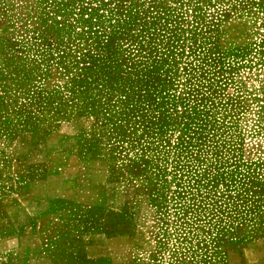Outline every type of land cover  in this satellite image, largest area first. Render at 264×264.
<instances>
[{
	"label": "rangeland",
	"instance_id": "374dc122",
	"mask_svg": "<svg viewBox=\"0 0 264 264\" xmlns=\"http://www.w3.org/2000/svg\"><path fill=\"white\" fill-rule=\"evenodd\" d=\"M263 238L264 0H0V264Z\"/></svg>",
	"mask_w": 264,
	"mask_h": 264
},
{
	"label": "crops",
	"instance_id": "0c3cea01",
	"mask_svg": "<svg viewBox=\"0 0 264 264\" xmlns=\"http://www.w3.org/2000/svg\"><path fill=\"white\" fill-rule=\"evenodd\" d=\"M230 264H264V238L234 251Z\"/></svg>",
	"mask_w": 264,
	"mask_h": 264
}]
</instances>
